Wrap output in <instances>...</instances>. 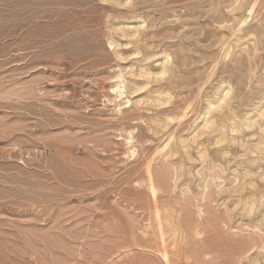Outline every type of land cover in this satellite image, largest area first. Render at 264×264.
I'll return each instance as SVG.
<instances>
[{"label":"rangeland","instance_id":"obj_1","mask_svg":"<svg viewBox=\"0 0 264 264\" xmlns=\"http://www.w3.org/2000/svg\"><path fill=\"white\" fill-rule=\"evenodd\" d=\"M262 106L264 0H0V264H264Z\"/></svg>","mask_w":264,"mask_h":264},{"label":"bare ground","instance_id":"obj_2","mask_svg":"<svg viewBox=\"0 0 264 264\" xmlns=\"http://www.w3.org/2000/svg\"><path fill=\"white\" fill-rule=\"evenodd\" d=\"M244 2V1H243ZM241 4V3H240ZM246 8V7H245ZM247 11V15L245 16V18H244V16H243V19H241L242 21H240L243 25L246 23V21H247V19H248V17L249 16H251L254 12V4L250 7L249 6V9H246L245 10V12ZM244 15H245V13H244ZM250 18V17H249ZM239 22V23H240ZM241 23L239 24V26L241 25ZM238 26V25H237ZM239 31H241V30H239ZM236 32V31H235ZM241 33V32H240ZM135 35V34H134ZM234 55V54H233ZM227 57V56H226ZM165 58V57H164ZM166 60H168V58H166ZM166 60H164V62L166 61ZM162 66H163V63L161 64ZM167 64H165L164 66H166ZM161 66V68H162V70H161V72L159 73V75L160 76H157V77H162L163 75H165V74H167V72L170 70L168 67L167 68H165V67H162ZM168 66V65H167ZM166 69L168 70L167 72H166ZM143 72H144V70H142ZM141 71V72H142ZM146 71V70H145ZM147 72L148 71H146L145 73L146 74H143L144 75V77H146L147 76ZM171 72V71H170ZM139 75V77H141V75L140 74H138ZM150 75H152L151 73H150ZM148 77H149V75H148ZM148 77H146V79L148 78ZM155 77V76H154ZM164 77V76H163ZM151 77H149V79H150ZM155 79L154 78H152V81H154ZM160 80V79H159ZM159 80H157V81H159ZM146 82H148L149 83V80H147V81H145V83ZM150 84H151V81H150ZM137 85V84H136ZM140 84H138V86H139ZM144 85V84H143ZM146 86H147V84H146ZM133 88V87H132ZM135 89H138V88H136V87H134ZM133 88V89H134ZM140 88V87H139ZM141 88L143 89V87H142V84H141ZM161 88V87H160ZM131 89V88H130ZM141 89V90H142ZM144 89H145V87H144ZM143 89V90H144ZM132 90V89H131ZM134 91V90H133ZM133 91H129V93H131V92H133ZM137 91V90H136ZM138 91H140V90H138ZM135 93V91L133 92V94ZM229 94V91L227 90L226 91V93H224V95H223V97H222V99L220 100L221 102L222 101H224L223 99L227 96ZM221 97V96H220ZM228 97V96H227ZM228 98H230V97H228ZM219 100H218V102H219ZM226 100H227V98H226ZM229 100V99H228ZM228 100L227 101H224V103L225 102H228ZM160 102V101H159ZM162 102H164V101H162ZM223 103V102H222ZM160 104H161V102H160ZM163 104V103H162ZM209 104V103H208ZM228 103H226L225 105H227ZM210 105V107L208 108V111H210V108H211V104H209ZM222 106V107H227V109L229 108L228 106ZM158 106V105H157ZM216 106V105H215ZM222 108L221 107V104L219 103V104H217V109L218 108ZM164 110V109H163ZM215 110H216V108H215ZM207 112V111H206ZM216 113V112H215ZM219 113V112H218ZM221 113V112H220ZM208 114H209V112H208ZM212 115V114H211ZM214 116V115H213ZM258 118L259 119H262L263 120V122H264V106H262V109H260V113H259V115H258ZM174 120V119H173ZM206 121V120H205ZM259 121V120H258ZM257 121V122H258ZM208 122L209 121H206L205 123H204V125H203V128L204 129H209V124H208ZM249 122H250V120H249ZM168 123V122H167ZM170 123V122H169ZM253 124H251V123H249V128H250V124L251 125H254L255 124V122H252ZM258 123H260V122H258ZM165 124V123H164ZM163 124V125H164ZM256 125V124H255ZM169 126V124L168 125H166L165 124V126H163V128H165V127H168ZM260 128H261V137H262V135L264 134V124L263 125H261V123H260ZM263 128V129H262ZM203 129V132L205 131ZM173 138V137H172ZM168 139H169V136H168ZM260 141V143H257L258 145L256 146V145H254V148H255V146H256V149H257V151H259L258 153H259V155H262V157H264V147L262 148V146L264 145V141H262L261 140V138L259 139ZM264 140V139H263ZM170 141H171V138H170ZM217 141V143H220V142H223V139L221 138L220 139V137H219V139H217L216 140ZM225 141V140H224ZM167 142V141H166ZM184 142H185V140H184ZM184 142H183V144H184ZM182 144V143H181ZM182 144V146H184ZM186 144V143H185ZM263 144V145H262ZM168 145V144H167ZM216 145V144H215ZM219 145V144H218ZM259 146H261V148L259 147ZM163 147H165V144H164V146ZM187 147H188V145H187ZM179 148V147H178ZM185 148V147H184ZM254 148H253V150H254ZM176 149H177V147H176ZM165 150V149H164ZM174 150H175V148H174ZM177 151V150H176ZM186 151H187V149H186ZM250 151V150H249ZM251 151H252V149H251ZM251 151H250V153H251ZM173 152V151H172ZM170 153L169 152V154H172L173 155V153ZM256 152V151H255ZM133 153V152H132ZM188 153H189V151H188ZM167 154V153H166ZM177 155V154H176ZM205 157V156H204ZM200 159H202L201 157H199ZM192 160V159H191ZM203 160V159H202ZM149 166H151V164L149 165ZM152 167V166H151ZM177 169V168H176ZM181 169V168H180ZM179 169V170H180ZM173 171V170H172ZM251 171V170H250ZM163 172V171H162ZM174 172H176V170H174ZM184 172V171H183ZM182 173V172H181ZM180 173V174H181ZM219 173V172H218ZM223 173V172H222ZM185 174V173H184ZM251 174V173H250ZM174 175V174H173ZM245 175V174H244ZM248 175V174H247ZM258 175V174H257ZM257 175H256V177H257ZM175 176V175H174ZM246 176V175H245ZM146 177V176H145ZM156 177V176H155ZM177 177L179 178V176H178V171H177ZM218 177V176H217ZM217 177H216V179H217ZM255 177V176H254ZM258 177L260 178V180H261V183H260V185H259V187L260 188H264V183H262V181L264 182V172L262 173V174H259L258 175ZM175 178V177H174ZM214 178V177H213ZM249 178H251L252 179V176H249ZM215 179V180H216ZM221 179V178H220ZM176 180V179H175ZM219 180V179H218ZM250 180V179H249ZM147 181H148V187L147 188H149V191H151V195L152 194H155L157 191H158V189H155V186L157 187V185H154L155 184V180H154V175L152 174V171L151 170H148L147 171ZM177 181V180H176ZM158 182H159V179H158ZM254 182H256V180L254 181V180H250V182H249V184L248 185H251V187H252V185H253V183ZM259 182V181H258ZM161 183V182H160ZM158 184V183H157ZM160 185V184H159ZM158 185V188H161L160 186ZM243 185V184H242ZM247 185V184H246ZM255 185V184H254ZM207 186V185H206ZM255 186H257V185H255ZM146 187V186H145ZM240 187V186H239ZM238 187V188H239ZM259 187H258V189H259ZM162 188H163V186H162ZM248 188V187H247ZM167 189H168V187H167ZM207 189V188H206ZM237 189V188H236ZM241 189V188H240ZM239 189V190H240ZM242 189H244V188H242ZM250 189H254V188H250ZM249 189V190H250ZM257 189V190H258ZM156 190V191H155ZM205 190V189H204ZM232 191H233V189H231ZM232 191H230L231 192V194H232ZM238 191V190H237ZM237 191L235 192L236 194H237ZM243 191V190H242ZM250 192V194L252 195L253 194V192L252 191H249ZM150 193V192H149ZM163 193V192H162ZM154 196V195H153ZM167 196V195H166ZM230 196V195H229ZM236 196V195H235ZM239 196V195H238ZM254 196V195H253ZM257 196V195H256ZM264 203V202H263ZM257 204V203H256ZM255 205V204H254ZM253 205V206H254ZM159 207V206H158ZM248 209V208H247ZM252 209H253V207H252ZM158 210V209H157ZM159 211H160V209H159ZM158 212V211H157ZM248 212H250V211H248ZM247 212V213H248ZM249 214V213H248ZM157 215V218H158V220H159V218H160V216L161 215H159V217H158V213L156 214ZM167 215V214H166ZM164 216V215H163ZM162 217V216H161ZM165 218H166V216H165ZM168 220V219H167ZM161 222V221H160ZM161 224H159V226H160ZM158 226V227H159ZM157 227V228H158ZM163 227V226H162ZM259 231V230H258ZM258 239H259V244L258 243H256L257 242V240L254 238L253 239V243H251L250 245H249V247L247 246V244H246V246H245V248L247 249L243 254H245L246 252H252L251 253V255L253 254V252H254V254H255V252H257V254H259V256L264 252V242L262 241V238L261 237H258ZM252 241V240H251ZM254 241H256V242H254ZM247 242V241H246ZM243 245H245V244H243ZM242 246V245H241ZM166 248V247H165ZM240 250H241V248H240ZM178 251V250H177ZM237 251V250H236ZM263 251V252H262ZM242 252H243V249H242ZM240 254H241V251L239 252ZM261 253V254H260ZM165 254H163V257H165V259H166V261H168V257H170V256H168L169 255V253L167 254L166 253V255L164 256ZM205 256V255H204ZM264 257V256H263ZM163 259V258H162ZM257 260H259V258L257 259ZM260 260H261V258H260ZM256 261V260H255ZM208 262V261H207ZM257 262V261H256ZM166 263V262H165ZM235 263V262H234ZM205 264V263H204ZM262 264V263H261Z\"/></svg>","mask_w":264,"mask_h":264}]
</instances>
